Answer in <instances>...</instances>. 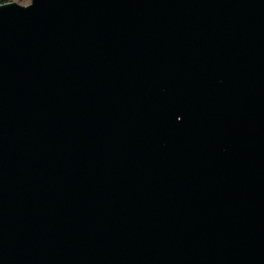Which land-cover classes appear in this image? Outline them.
<instances>
[{"label":"water","instance_id":"obj_1","mask_svg":"<svg viewBox=\"0 0 264 264\" xmlns=\"http://www.w3.org/2000/svg\"><path fill=\"white\" fill-rule=\"evenodd\" d=\"M0 7V264H264V0Z\"/></svg>","mask_w":264,"mask_h":264},{"label":"rangeland","instance_id":"obj_2","mask_svg":"<svg viewBox=\"0 0 264 264\" xmlns=\"http://www.w3.org/2000/svg\"><path fill=\"white\" fill-rule=\"evenodd\" d=\"M32 0H8V2H16L20 5H28Z\"/></svg>","mask_w":264,"mask_h":264},{"label":"snow or ice","instance_id":"obj_3","mask_svg":"<svg viewBox=\"0 0 264 264\" xmlns=\"http://www.w3.org/2000/svg\"><path fill=\"white\" fill-rule=\"evenodd\" d=\"M7 3H8V0H5L4 3H0V7H5L7 5ZM30 6H31V2L28 4L27 8H29Z\"/></svg>","mask_w":264,"mask_h":264},{"label":"trees","instance_id":"obj_4","mask_svg":"<svg viewBox=\"0 0 264 264\" xmlns=\"http://www.w3.org/2000/svg\"><path fill=\"white\" fill-rule=\"evenodd\" d=\"M5 2V0H0V3H4Z\"/></svg>","mask_w":264,"mask_h":264}]
</instances>
